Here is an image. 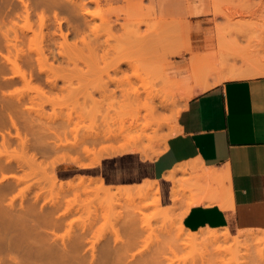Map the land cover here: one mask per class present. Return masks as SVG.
I'll list each match as a JSON object with an SVG mask.
<instances>
[{"label": "rangeland", "instance_id": "1", "mask_svg": "<svg viewBox=\"0 0 264 264\" xmlns=\"http://www.w3.org/2000/svg\"><path fill=\"white\" fill-rule=\"evenodd\" d=\"M10 1L7 2L10 7L21 5L19 0ZM98 3L93 2L90 5L92 13L96 14L94 25L98 27L97 31L94 33L87 32L83 39H81L82 37L79 40L76 38L77 46L73 43L75 37L70 36L69 44L71 45L66 44L67 47L64 44L62 48L65 58L61 56L58 60H53L51 57L46 62L47 67H44V71L50 68L51 72L49 69L46 70L50 73L42 72L38 64H35L31 69L25 67L29 71L31 70L33 75L32 80L27 81V83L18 76V78L16 76L10 77L14 75L13 69L15 67L12 69L5 67V72L2 73L0 57V101L2 102L6 98L8 101L19 104V108H22L23 111H19L22 117L18 119V124L22 131L25 129L23 125L29 124L31 128L30 132H27V138L30 139L28 145L23 146L16 137V128L12 123L10 122L8 127L1 123L0 143L3 140L2 133H5L4 131L7 130L12 135L6 132V137L11 139L9 142L11 145L9 148L8 144H3L6 146L4 148L2 143L0 144V157L3 156L1 161L4 164H9L11 161L10 166L12 168L0 172V187L9 183H13L14 187L6 192H1L0 235L1 237H13L15 233L16 235L19 234L18 230H23L21 252L26 255L27 251L29 253L32 251L34 258L40 261L46 260L48 255L61 256L60 248L65 245L71 251L73 250V255H70V258L91 261L92 258L94 259L92 256L93 249H91L94 244L95 259H108L111 262L108 264H168V262L169 264H190L193 261L190 258L191 249L173 247L175 246L174 236L177 233V225L168 226L171 230L167 234L164 226L168 222L157 217L158 212L161 211V207L158 205V198L160 197L157 188L156 191L142 192V195L137 191H130V194L127 195L130 198L129 201L126 197L121 196L119 203H116L103 198L98 199L94 191L89 193L79 191L77 194L74 191L63 190L59 186L61 182L70 180L78 182L81 178H85L87 183H93L94 181L90 180L91 177H83L86 174H91L88 173L89 168L86 167L97 165L95 162L100 157H102V161L112 155L127 153L125 148L130 149L137 146V150H131L139 151L147 158H155L158 153L165 150L168 138L176 132V114L178 110L183 109L188 101L185 94L197 83L193 78L185 76L188 67L181 66V63L190 62L194 56L197 57L198 55L207 58L215 52L226 54L229 48L227 52L230 53L228 56L231 57V59L229 57L231 64L238 67H246L249 63L264 65V0H99ZM177 11L178 18L176 20L186 22L191 27L190 34L188 32L184 36H177V39L172 37L176 40L174 39L171 43L177 44L179 54H172L171 51L168 53V50L163 48H160L157 53L141 51L130 40L126 39L130 37L135 23L145 22L146 25H143V29L149 25L155 34L153 35L154 38L159 37L158 33H161L160 44L165 46L168 40L166 39L164 24L168 20L161 18L175 15ZM48 13L52 14L50 11ZM35 15L31 19L34 22L29 23V26L23 19H15L21 27L30 29L27 42L24 44L26 51L30 46L29 37L34 35V30L37 32L39 30L38 16ZM100 15L112 19V16H115L114 19L116 17L118 19L120 15L121 25L110 29L102 23L98 17ZM1 18L0 16V36L2 29L6 31L14 25L9 18ZM18 24L16 25L17 28ZM160 25L162 26L159 27ZM45 31L47 30L45 29ZM13 35L14 33L11 32V36ZM219 39L224 40L220 41ZM58 41L63 40L59 37ZM189 42L192 47L191 51L186 49ZM222 42L226 45L221 46ZM32 45L36 46V43L34 42ZM73 46L76 48L75 50ZM225 46L228 47L227 50L222 48ZM51 47L56 52L60 50L59 45H52ZM4 52L7 53V50L4 49ZM46 53H49L48 50ZM125 60L130 61L132 65ZM119 64L122 72L121 70L115 71ZM26 71L29 73L28 70ZM165 74L170 75V86L167 89L174 94L173 99L167 106H158L156 117L163 122V125L157 134L152 128L146 129L144 132V125L148 118L144 117L145 110L137 105V94L141 95L142 100H144L145 95L141 92L144 91V87L151 85H155L157 88L162 87L165 83L163 78ZM4 75L9 77L1 79L4 78ZM48 78H54L57 85L52 86L47 81ZM28 80L30 79L28 78ZM17 96H19L20 101L16 98ZM139 113H141L139 116H142L138 121L137 115ZM29 117L31 118L30 122ZM134 121L138 122L134 124ZM26 123L27 125H25ZM45 126H48L47 129ZM29 127L26 128L29 129ZM55 130H60L58 134L62 140L54 137L53 134L57 133ZM24 133L23 135H26V132ZM91 134L97 135V137L100 135L101 141L91 142ZM75 135L78 138L86 136L88 140L85 144L93 148L94 151L91 154H86L82 149L84 147L82 144L77 147H71V145H63L62 147L61 144L58 146L59 150L55 146L56 140L58 143L64 141L66 143V139H69L70 142L67 141L72 143L76 140ZM108 135H111L110 139L106 138ZM37 136L38 139L35 138ZM41 142L44 144H39ZM131 150L129 152H132ZM143 150H147L149 155H144ZM64 165L80 167L81 174L69 180L62 179L58 171ZM4 175L10 177L3 179ZM11 175L16 176L17 181ZM17 177H21V179ZM101 183L95 179V183L92 185L99 187ZM125 187L134 189L130 186ZM119 188L122 189L124 186L111 187V190L118 191ZM137 188L138 186L135 187V189ZM52 199L59 205L55 211L56 215L66 211L67 208L70 209L65 215H59L56 225L45 224L39 219L43 212L48 213L54 209L50 204ZM11 201H13L12 204ZM13 203L16 207L11 208ZM8 212L15 214L13 218ZM131 217L136 218V221L138 220V223L135 222V228L142 230L140 232L142 237L139 236V240L137 239L138 234L136 237H131L130 239L135 245H131V248H128L131 250L128 251L121 242L115 244V236L111 230L115 228L128 229L130 227L128 220ZM20 220H23L25 224L22 221L23 224L18 225ZM11 221L12 223L16 222L17 226ZM147 221L150 222L151 228L156 230L154 234L150 235L151 232L149 233L150 230L148 231V229L143 230ZM34 223H38L37 227L42 228L40 229L42 233L46 231L44 232L45 235L38 234L29 227L30 224L34 225ZM126 225L127 227H125ZM163 231L165 232L163 233ZM253 231L262 232L260 230ZM78 235H81L82 238ZM77 237H80L81 244L77 245L75 241ZM124 237L128 238L127 236ZM256 250L257 248L251 249L249 254L251 257H249H253L252 259L241 256L245 253L242 251L240 255L227 254L226 258L223 256L224 260L221 258L217 260L218 262H213L214 264H234L233 260L230 259L233 257L236 262H240L239 264H260L259 260H254V256L255 259H259ZM1 253L3 252L0 250V256H2ZM131 253L136 256L131 258ZM3 255L7 257L8 253H3ZM198 261L197 264H210V262L200 259Z\"/></svg>", "mask_w": 264, "mask_h": 264}, {"label": "bare ground", "instance_id": "2", "mask_svg": "<svg viewBox=\"0 0 264 264\" xmlns=\"http://www.w3.org/2000/svg\"><path fill=\"white\" fill-rule=\"evenodd\" d=\"M19 1H20L21 5L18 4V5H15L13 7L12 6L10 7L8 5L9 4V3H7L8 0H1V2H0V16L2 17L1 19L9 18V20L13 21V24H14L13 27L9 28L6 31H3V29H2L1 30V36H0L1 72L2 73L5 72V67H11V69H12V67H15V69H13L14 75H11L10 77H15V76L17 77L18 76L20 79L22 78L23 81L25 80L26 82L27 81L30 82L33 78V75L30 72L31 70L29 71V69H26L25 67H30V69H31V67H34L35 64H38V66L40 67L42 72H46L47 69H49L51 72L50 68H47L44 71V67H47L45 65L46 62L51 57L53 58V60H58L59 57H61V56L63 58H65V53H64L62 48H63L64 44H65V46H67L69 44L70 36L75 37V41L74 42L72 41V42L74 44H76V46H77V43H78L77 39L79 40L81 37H82L81 39H83V37L85 36V34H87V32L94 33L98 29V27L94 25V20H95L96 14H94V12L92 13V11L90 9V7H91L90 5L93 2L98 3L99 0H19ZM10 2L12 4V1H10ZM49 11L52 12L51 15L48 13ZM176 13H178V11ZM34 15L38 16L37 21H38V29L39 30L37 32L32 28L34 30V32H33L34 35L32 37H29L28 43L30 44V46L27 49L28 51H26V49H24L25 48L24 44L27 42L26 39L28 38V33H29L30 29L27 27L26 28L21 27L20 24H18L17 20H15V19H23L24 21L27 22V25L29 26V23L34 22V21H31V19H33ZM100 16H98V17L101 19L102 23L106 24L110 29L117 28L119 25H121V22L119 20L120 15L119 16L116 15V16H118V19H117V17L114 19L115 16H112L113 19L111 17H105V16L100 17ZM26 22H24V23L26 24ZM183 23L184 22H182L181 20L173 19V20H168L164 24L166 27L165 28V33H166L165 35H166V39L168 40V43L165 46L160 44L161 39H162L161 33H158L159 37L154 38L153 35H155V34H153L152 29L149 28L150 27L149 25H147L148 26L147 28L143 29V25H146L145 22L135 23V25L132 27L130 37H128L126 39L128 41L130 40L132 42V44L134 46H136L138 49H140L141 51H147L150 53H157L160 48H163V49L168 50L167 51L168 53L170 51L172 54L173 53H179L178 52L179 50L177 49V44L171 43V42L175 38L177 39V36L178 37H180V35L184 36L188 32L190 34V31H191L190 25L189 24L187 25L186 22L184 23L185 25ZM17 24L19 25L18 28L16 26ZM160 24H162V23H160ZM27 25H25V26H27ZM22 26H23V24H22ZM161 26L162 25H160L159 27H161ZM45 29L47 31H45ZM11 32L14 33L13 36H11ZM221 33H222V31H221ZM59 37L62 38L63 41H61V42L58 41ZM167 37H169V38H167ZM172 37H175V38L172 39ZM187 37L189 38V35H187ZM224 38H225V36H224ZM223 40H220V41H223ZM34 42L36 43V46L32 45V43H34ZM52 45H55V46L59 45L60 50L58 52H56L54 49H52V47H51ZM70 45L71 44H69L68 46H70ZM224 45H226V44H224L222 42L221 46H224ZM46 46L48 49L46 48ZM222 48H226V50H227L228 47L225 46ZM4 49L7 50V53L4 52ZM73 49L75 50L76 48L74 47ZM184 49H185V46H184ZM186 49L188 51L192 50V47L190 46V42H189L188 47ZM46 50H48L49 53H46ZM228 50H229V48H228ZM227 51H226V54L225 53L221 54L218 52H215L214 54L211 53L210 57H207V58H202L203 55H201V56L198 55L199 57L194 56L192 74H193L194 80L197 83L195 86H192L186 92L185 97L187 99H189L191 96H193L195 93H197L198 90H202V89L211 87L212 85L220 83V82H222L226 79H229V78L251 77V76H257V75H263L264 74V65H257L254 63H249V64H247L246 67L245 66H239L238 67L234 64H231L230 63L231 60H229L230 56H228L230 53ZM232 56H233V54H232ZM67 58L69 60V57H67ZM230 59H231V57H230ZM125 62L130 63L132 65V63L130 61L125 60ZM52 63H53V61H52ZM51 65L54 66L53 64H51ZM26 70H28L29 73ZM120 70L122 72V69H121L120 64H119L115 68V71H120ZM48 72L49 71H47L46 73H48ZM28 74H29V76H28ZM8 77H6L4 75V78H1V79H6ZM27 77L30 80H28ZM47 77H48V74H47ZM163 78H164L165 83H164V85H162V87L157 88L155 85L144 87L145 88L144 91H141L145 95L144 100H142L141 95L136 93L137 94V97H136L137 105L138 106L140 105L142 107V109L145 110L146 114L144 115V117L148 118V119H146L147 122H145V125H144V129H143L144 132L146 129L152 128L154 130V132L157 134V131L163 125V122H161L156 117V113L158 112V106L159 105H161L162 107L167 106L169 104L170 100L173 99L174 94H172L167 89V87L170 86L169 85V82L171 81L170 75L165 74V76ZM47 81L52 86L57 85L56 80L54 78H48ZM16 98L18 99V101H20L19 96H17ZM0 100H1V98H0ZM5 100H3L2 102L0 101L1 102L0 103V127H1V123L8 127V125H10L9 123L11 122L12 125L16 128V137L19 139L20 143L23 146H26V145H28V142H29L28 140H30L29 138H27L28 137L27 132L29 133L31 128L29 127V124L27 125V123H28L27 122L25 124L27 126L23 125V127L25 129H23V131H22V129L20 128V126L18 124L19 123L18 119H21V117H22V115L20 116L19 111L21 112L23 110H21L22 108L21 109L19 108V104H16L13 101L11 102L10 100L8 101L6 98H5ZM27 107H29V106H27ZM181 110H182V108L180 110H178V112L176 114L175 131L177 130V127H178L177 118H178V115L181 112ZM140 114L141 113H139L137 115L138 121H139L140 117L142 116V115L139 116ZM30 119L31 118L29 117V122H30ZM56 122H57V120H56ZM135 122L136 121H134V124H135ZM156 126H158V128H156ZM7 127H6V129H7ZM26 127L27 128L29 127V129H27ZM43 127H44V124H43ZM47 127H46V129H47ZM140 127H142V126H140ZM33 130H34V128H33ZM55 131L57 133L53 134L54 137H56L59 140H62L61 136L58 134V132H60V130L59 131L55 130ZM4 132L5 133H2V136H3V140L1 142L2 144L1 143L0 144L1 145H3V144L7 145L8 144L7 146H9V148H10L11 144H9V142L11 139H9V137H6L7 130ZM24 132H26V135H23ZM8 134L12 135L11 133H8ZM51 135H52V132H51ZM75 136H76V138H75L76 140L72 141V143H69L70 142L69 139H66V143H64L65 141L62 143L61 142L58 143L57 142L58 140H56L55 146L58 147V146H61V144H62V147H63V145H65V146L71 145V147H77L80 144H82L84 146L82 149L86 154H91L94 151L93 148H91V147H89V145L85 144L86 141L88 140L86 136L81 137V138H78L77 135H75ZM92 136H91L92 141L91 140L90 141L94 142V143L100 142L102 139V137L100 135H98V137H97V135L93 136V137ZM110 137H111V135L106 136L107 139H110ZM35 138L38 139V136ZM39 144L43 145L44 143L41 142ZM5 145H3L4 148L6 147ZM59 149L60 148L58 147V150ZM131 149L137 150V146H134L130 149L125 148V150L128 152ZM143 153L146 156L149 155L147 150H143ZM161 153L162 152L158 153L156 156H159ZM2 157H0V172L3 170L5 171L6 169L12 168V166H10L11 161L9 162V164L8 163L4 164L3 161H1ZM101 159H102V157H100L95 163L99 164ZM2 160H3V158H2ZM95 163H94V165H95ZM8 177H10V176L4 175L3 179H5V178L8 179ZM11 177L16 179V176L11 175ZM17 178H19V177H17ZM19 179H21V177ZM19 179H18V182H20ZM79 180L80 181H78V182H73L72 180L67 181V182H61L59 187L62 188L63 190L65 189V190H69V191H74L77 194H79V191H82L84 193H89V192L94 191L96 193V195L98 196V199L103 198L105 200H110L111 202L113 201L116 203H119L121 196L126 197V199L129 201L130 198L127 195L130 194V191H135V192L137 191L139 194L142 195V192L147 193V192H152L154 190L156 191V188H157V186H155L156 185L155 182H148L146 184L138 186L137 189H131V188L124 187L122 189L119 188L118 191H112L111 187L106 186L103 182L100 184L99 187L92 185L95 183V179L90 178L91 181H94L93 183H87L85 181L86 180L85 178H81ZM16 181H17V179H16ZM201 186L202 185H200V187ZM13 187H14L13 183H9L7 185L4 184V185H2V187H0V202H1V192H6L8 189H12ZM55 200L58 201V199H55ZM12 202L13 201H11L10 203L12 204ZM49 202H50V200H49ZM56 203L57 202L53 201V199H52L50 204L54 207V209L49 211L48 213L43 212L42 215H41L42 211H41V213H39L41 215V217H39L41 222H44L45 224L48 223V224L56 225L58 223L57 219H59V215L60 214L65 215L67 213V210L70 211V209L67 208L66 211H63L59 215H56L55 211H57V209L59 208V205H57L58 203L57 204ZM8 205H10V204H8ZM158 205L161 207L160 198H158ZM13 206L16 207L14 204V205H11V208ZM11 208H9V209H11ZM4 212H5V210H4ZM139 212H141V211L139 210ZM8 214L11 215L12 218H13V215H15V214H12L9 212H8ZM184 214H179V213L176 214L172 208H164V207L162 208L161 207V211L158 212L157 217L162 218L163 220H165V222L166 221L168 222V224L167 225L165 224V226H164L165 230L167 231V234H168V231L171 230L170 228H168V226L170 227L173 224H174V226H175V224L177 225V233H175V236H174L175 246H173V247H176V249L177 248H180V249L181 248L182 249L189 248V249H191L190 258L193 261H191V260L190 261L192 262V264H193V262H195L194 264H197L196 262L199 259L201 261L202 260L207 261L208 263L210 262V264H211L213 261L218 262L217 260H219L221 258L223 259V256H224V258H226L227 254H230V255L232 254L234 256H237V255H240L242 253V251H243V253L244 252L245 253L241 254V256L243 255V256H245L244 258H246V257L250 256L249 254L251 252V249L255 250V248H257L256 252H258V253H256V254L259 255L258 256L259 259H255V256H254V260H259L260 264H264V230H260V231H262L260 233L254 232L253 230H244V231L242 230L237 235H232L228 230H225V229L203 228V229H200L198 231H191L182 222ZM121 216L123 217V215H121ZM142 217H143V214H142ZM119 218H121V217H119ZM22 221L23 220L18 221L19 222L18 225L21 223L23 224L24 221L23 222ZM137 221H136V218L131 217L128 220L129 226H130V227H128V229L120 230L122 228H120V229L115 228V229L111 230L115 236V244H117L118 242H121L123 246L125 245L124 247L126 250H128V248H131V245H135V243L134 244L132 243L133 240L130 238L136 237L138 234L137 239L139 240L140 239L139 236H141L140 232L142 231V230H140V228H138V229L135 228V226H136L135 222H137ZM11 223H12V221H11ZM12 224H15V226H17L16 222H14ZM24 224H25V222H24ZM37 224L38 223H34V225L30 224L31 226H29V227L32 230L36 231L38 234L45 235L44 232H46V231H43V233H42V230L40 231V229H42V228L37 227ZM142 224H143V222H142ZM0 226H1V203H0ZM125 227H127V225ZM145 227L143 228V230L144 229H146V230L148 229V231L150 230L149 231V233L151 232L150 235L154 234L156 231V230L151 228L149 221H147V224ZM173 230H174V228H173ZM47 232H49L48 229H47ZM164 232L165 231H163V233ZM18 233L19 234H17V235L15 233V236L12 235L13 237H8V236H6V237L2 236L1 237V235H0V248H1L0 250L4 254L8 253L7 257L4 256L3 253H1L2 256H0V264H108V263H111L110 260H108V259H106L107 261L104 260V258H101L100 260L95 259L96 255L94 253V248H95L94 244L92 245V248H91V249H93L92 256L94 257V259L92 258L91 261H85L83 259L80 260V258H79V260L70 258V255H73V250L71 251L70 248L67 247V245H65V244H64L65 246H63V248H60L61 252H59V253L61 254V256L55 257V256H49L48 255L46 260H43V261L42 260L41 261L36 260L37 258H34V256H33L34 254L32 251L30 253L27 251L26 255L21 252V247L23 246L24 231L18 230ZM78 236H81V235H78ZM124 236H127L128 238L126 239ZM153 236H151V237H153ZM81 238H82V236H81ZM75 239H76L75 241L77 242V245L82 243L80 237H77ZM84 240H86V239H84ZM135 242L137 243V241H135ZM123 243H125V244H123ZM126 244H127V246H126ZM73 245H75V242H73ZM93 246H94V248H93ZM130 250H128V251H130ZM179 252H181V251H179ZM251 254L253 256V253H251ZM130 255H131V258L133 256H136L134 253H131ZM185 257L188 258V256H185ZM227 257H229V256H227ZM252 258H250V259H252ZM230 259L233 260L232 262H234V264L240 263V262H236L235 259H233V257ZM190 261H188V262H190ZM225 261H226V259H225ZM191 262H190V264H191ZM214 262H213V264H214ZM223 263H225V262H223ZM168 264H169V262H168ZM215 264H217V263H215ZM241 264H244V263H241Z\"/></svg>", "mask_w": 264, "mask_h": 264}, {"label": "crops", "instance_id": "3", "mask_svg": "<svg viewBox=\"0 0 264 264\" xmlns=\"http://www.w3.org/2000/svg\"><path fill=\"white\" fill-rule=\"evenodd\" d=\"M176 18L178 13L161 19ZM193 58L181 63L187 78H193ZM202 90L188 99L159 156L112 155L86 167L91 174L83 177L134 189L155 182L161 207L185 213L182 222L191 231L264 230V74ZM58 172L65 180L81 174L72 165Z\"/></svg>", "mask_w": 264, "mask_h": 264}]
</instances>
